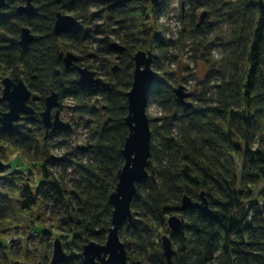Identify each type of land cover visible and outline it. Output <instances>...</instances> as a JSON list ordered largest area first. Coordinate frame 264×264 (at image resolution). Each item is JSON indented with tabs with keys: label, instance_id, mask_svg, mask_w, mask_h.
I'll return each mask as SVG.
<instances>
[{
	"label": "trees",
	"instance_id": "trees-1",
	"mask_svg": "<svg viewBox=\"0 0 264 264\" xmlns=\"http://www.w3.org/2000/svg\"><path fill=\"white\" fill-rule=\"evenodd\" d=\"M25 2L6 0L0 9V75L22 80L43 104L51 92L60 100L71 98L82 105L79 111L96 121L93 127L86 122L87 137L73 148L55 142L73 134L71 128L45 131L39 117L42 103L13 130L0 129V155L4 146L20 154L15 162L0 167V264L32 261L25 249L22 253L13 249L18 238V244L25 240L17 235L23 230L28 238L38 239L39 253L55 231L54 239L68 252L61 264H92L83 255L84 246L104 245L113 227V196L131 133L128 93L135 55L150 51L153 64L168 61L173 43L147 31V10L154 19L160 13V7L149 9L147 0H31V16L17 12ZM99 6L106 7L117 26L111 33L123 47L121 53L111 49L112 41L100 27L87 33L88 8ZM58 12L70 13L75 24L55 35ZM239 15L248 30L238 41L242 59L232 65L231 75L218 81L208 74L200 105L190 109L180 105L165 79L152 85L149 97L161 114L149 118L147 176L135 185L130 216L117 231L129 264H264V190L260 209L252 200V190L264 181V0H242ZM22 27L34 36L26 46L17 42ZM89 37L97 46L91 58L118 59L112 74L101 60L95 73L107 76V81L92 88L79 81L75 65L64 67L62 53L73 50L83 61ZM6 110L0 103V111ZM55 146L60 154L52 153ZM34 169L38 176L31 184ZM197 192L207 200L210 215L180 210L182 197L197 201ZM174 212L180 214L182 226L169 231L177 250L167 262L159 235ZM10 230L16 239L9 241L4 234ZM48 257L40 263L48 264Z\"/></svg>",
	"mask_w": 264,
	"mask_h": 264
},
{
	"label": "rangeland",
	"instance_id": "rangeland-1",
	"mask_svg": "<svg viewBox=\"0 0 264 264\" xmlns=\"http://www.w3.org/2000/svg\"><path fill=\"white\" fill-rule=\"evenodd\" d=\"M241 1L242 0H164V2L161 3V6L160 4L158 5V7H160V13L157 19H154V17L150 15V10H147V15L144 17L147 31H150L151 34H157L161 40L172 42L173 45L170 51L173 52V57H170V60L168 61L156 60L153 64V53L150 51H138L134 58L135 70H142L145 65H149L154 75V81L165 79L171 89L177 88L180 85L184 86L185 91L190 93L187 101L193 104L192 107H197L200 105L198 99L201 98V92L203 90L202 85L208 74L213 73L212 80L218 81L222 76L231 75L232 65L236 62H240L242 59L243 48L238 44V41H240L242 36L248 34V30L247 22L243 21L239 15ZM105 8L106 7L102 6L88 8L89 14L86 19L87 25H85L87 33L92 35L96 28L100 27L101 30H104L105 33L109 35L112 43H118L117 38L111 33V31L116 30L117 26H114L113 20L108 18ZM151 8L153 7L150 5L149 9ZM203 11H207V15L202 23L197 26L199 16ZM97 37L98 36H96V38ZM93 38H95V36H93ZM18 41L19 37L17 39V42ZM96 47L97 46L93 43L92 37L87 38L86 41H84V51L82 54L85 59L80 62L78 61L73 65L76 67H84L95 73L96 67L100 65L102 62L101 60H104L102 62L103 65H105L108 72L112 74L111 68L118 64L117 57L111 56L108 59L105 58L106 60L103 56H100V60L91 58L95 53L94 49ZM70 52L79 56V54L73 50ZM62 53L65 55L67 51L63 50ZM5 73L7 72L5 71ZM7 76V74L0 75V96L2 92L1 80ZM95 77L100 78L102 81H107V76L103 74L96 75L95 73ZM34 95V93H31L29 98L31 99L30 104H27L32 106V108L35 106L40 107V103L42 102L39 99L41 97L39 96V98ZM58 101L59 106L57 109L59 110V118L63 122L69 123V129H72L73 134L58 138L55 142H64L66 145L69 144L71 148L75 145L83 144L87 137L86 130H84L86 122H89L90 124L92 123L91 127H93L96 120L79 111L82 105L79 106L75 100L71 98L60 100L58 98ZM93 106H95L94 102ZM42 108L44 109V104L42 105ZM43 109H41V111ZM55 110L56 109L52 110L51 113L54 114ZM160 114L161 112L157 102L149 97L146 108L148 120L149 118L156 119L160 117ZM25 117L29 119L32 115ZM153 123L154 126L158 125H156L157 122ZM150 128L151 127H149V129ZM61 152L62 151L58 150L57 146L52 149L53 154H60ZM19 157V153L14 152L8 146H4V148H2V156L0 155V162L2 165L13 163ZM126 165L127 168L130 166L129 159L126 162ZM237 171L239 173L238 164ZM37 176L38 173L34 169V175L30 177L31 184L34 183V179ZM263 190L264 181L252 190V200L254 203L258 204L259 209L263 203V200L260 197ZM197 196H199L198 192ZM173 214L181 217L177 212H174ZM165 230L166 231L160 233L159 240L164 234H167L170 238V230L167 226ZM54 233L55 231L51 230V234L44 240L41 247L42 249L39 253L37 251L38 239L35 237L28 238L26 230H23V232L17 233V235L18 237H23L25 240H22V243L18 244L20 240L18 238L13 249L18 251V253H22L25 249V251L29 253L32 257V261H29L27 264L42 262L47 255H49L48 264H50ZM4 235L9 237V241L16 239L12 237L13 232L11 230L7 231ZM176 250V245L172 244V251L175 253ZM65 254L68 255V252L65 251ZM106 262L107 257L103 255L91 259L92 264H104ZM133 264L139 263L138 261H134Z\"/></svg>",
	"mask_w": 264,
	"mask_h": 264
},
{
	"label": "water",
	"instance_id": "water-1",
	"mask_svg": "<svg viewBox=\"0 0 264 264\" xmlns=\"http://www.w3.org/2000/svg\"><path fill=\"white\" fill-rule=\"evenodd\" d=\"M104 3H109L111 0H102ZM154 8L158 7L162 0H147ZM6 0H0V9L5 5ZM17 12L26 16H31L34 13V8L31 0H26L25 4L17 7ZM206 16V12H202L199 16V26ZM75 20L70 14H63L58 12L55 16L53 24V33L59 35L69 28L74 26ZM34 40L33 34L29 28L22 27L19 33L18 44L20 46L29 45ZM111 49L116 53H121L123 47L118 43H111ZM78 62V56L72 52H67L63 57L64 67L67 69L73 64ZM117 66L113 68V71ZM76 71L79 81L89 87H96L103 84V81L95 77V73L89 71L84 67L77 66ZM154 82V75L149 67L145 65L144 69L134 71L133 82L130 92L128 93L129 102V117L127 119L131 128V133L127 139L124 148V156L126 162L130 160V166L127 168L126 162L123 170L119 175V184L116 194L113 196V227L104 245L90 242L83 248L84 257L91 262L94 257L101 255L107 257V262L104 264H129L126 261L125 245L118 237L117 231L121 222L130 216V203L135 193V185L143 181L146 176V167L150 156V129L149 120L146 115V108L148 104L149 94ZM2 92L0 96V103H5L7 110L0 111V129L3 132L13 130L16 123L23 119L25 116L34 115V109L27 104L31 92L26 87L22 80L16 82L12 81L9 77H4L1 80ZM173 94L180 103L187 109L192 108L193 104L187 99L190 93L185 91L184 86L180 85L172 89ZM58 94L51 92L44 99V109L40 112V120L45 131L49 130H66L70 125L63 122L59 118ZM52 114V110H54ZM2 166L0 162V167ZM197 201H192L188 196H183L181 199L180 210L186 211L188 209H197L204 215H210L211 210L208 207L207 200L201 192ZM166 225L170 231H178L182 226V219L176 214L170 215L166 220ZM163 256L167 262L170 261L172 256V243L167 234L160 237ZM66 254L63 250L61 241L56 238L53 241L50 264H61L64 262ZM32 264H41L32 263Z\"/></svg>",
	"mask_w": 264,
	"mask_h": 264
},
{
	"label": "flooded vegetation",
	"instance_id": "flooded-vegetation-1",
	"mask_svg": "<svg viewBox=\"0 0 264 264\" xmlns=\"http://www.w3.org/2000/svg\"><path fill=\"white\" fill-rule=\"evenodd\" d=\"M120 45V44H119ZM117 66V65H116ZM115 67V66H114Z\"/></svg>",
	"mask_w": 264,
	"mask_h": 264
}]
</instances>
